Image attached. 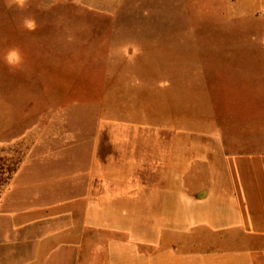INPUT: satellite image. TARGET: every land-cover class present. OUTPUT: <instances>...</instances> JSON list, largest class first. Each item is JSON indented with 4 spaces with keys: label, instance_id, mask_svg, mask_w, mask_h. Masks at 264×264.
Segmentation results:
<instances>
[{
    "label": "rangeland",
    "instance_id": "374dc122",
    "mask_svg": "<svg viewBox=\"0 0 264 264\" xmlns=\"http://www.w3.org/2000/svg\"><path fill=\"white\" fill-rule=\"evenodd\" d=\"M238 4L29 0L19 10L0 0V191L21 167L34 188L67 180L97 132L125 145L128 132L253 131L264 14ZM25 16L36 31L22 27ZM13 45L25 56L14 72L3 61Z\"/></svg>",
    "mask_w": 264,
    "mask_h": 264
},
{
    "label": "crops",
    "instance_id": "0c3cea01",
    "mask_svg": "<svg viewBox=\"0 0 264 264\" xmlns=\"http://www.w3.org/2000/svg\"><path fill=\"white\" fill-rule=\"evenodd\" d=\"M253 39V131L97 132L54 186L21 167L0 191V264H264V17Z\"/></svg>",
    "mask_w": 264,
    "mask_h": 264
},
{
    "label": "clouds",
    "instance_id": "9594fccd",
    "mask_svg": "<svg viewBox=\"0 0 264 264\" xmlns=\"http://www.w3.org/2000/svg\"><path fill=\"white\" fill-rule=\"evenodd\" d=\"M29 0H6V6L11 8L17 7L19 10H24L28 7ZM22 27L28 31H36L39 24L35 17L25 16L22 21ZM3 61L10 71L21 70L25 63V56L19 46H9L3 55Z\"/></svg>",
    "mask_w": 264,
    "mask_h": 264
}]
</instances>
